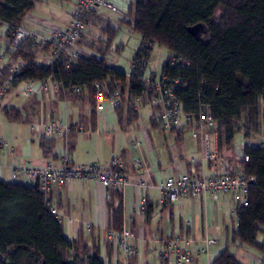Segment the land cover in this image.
Listing matches in <instances>:
<instances>
[{"label":"trees","instance_id":"16d2710c","mask_svg":"<svg viewBox=\"0 0 264 264\" xmlns=\"http://www.w3.org/2000/svg\"><path fill=\"white\" fill-rule=\"evenodd\" d=\"M134 1L127 11L140 43L130 71L123 73L107 66L104 59L118 31L108 22L102 23L100 33L104 39L97 44L95 54L81 56L68 67L57 62L44 66L39 62L35 39L17 49L9 47L11 33L25 28V20L35 8L34 0H0V41L5 42L0 51L11 61L2 67L0 84L7 68L18 63L22 74L13 82L14 87L25 81L40 83L51 78L60 85L59 96L63 100L84 97L73 90L85 88V98L93 108L96 85L118 82L122 94L127 90L133 101L148 105L142 99L143 84L154 75L145 77V70L135 60L143 57L148 61L153 47L166 49L169 56L160 77L181 82L175 97L184 113L196 119L207 107L216 126L218 151L228 160L229 171L255 179L247 205L238 209L237 227L230 242L209 264H244L229 253L230 245L263 257L264 149L245 146L239 159L231 154L236 135L241 133L243 140H248L261 130L264 132V0ZM94 13L84 19V26ZM196 27L200 30L192 35L190 30ZM172 58L187 67L171 68ZM121 109L115 110L119 117ZM0 111L10 121H22L15 108L0 106ZM151 123L156 125L152 117ZM180 136L175 140L179 141ZM51 142L42 140L41 145ZM112 193L113 202L108 207L111 229L120 232L122 191ZM50 209L37 184L0 181V264H105L96 238L92 236L88 243L84 229H79L68 240L61 219L51 215Z\"/></svg>","mask_w":264,"mask_h":264},{"label":"crops","instance_id":"0c3cea01","mask_svg":"<svg viewBox=\"0 0 264 264\" xmlns=\"http://www.w3.org/2000/svg\"><path fill=\"white\" fill-rule=\"evenodd\" d=\"M107 1L112 4V0ZM134 2V0H129V6ZM45 4L55 5L53 10L56 11L58 7L68 10L64 14H49L50 20L56 23V27L67 28L73 7L71 0H47ZM96 10L95 16L88 19V24L85 25L83 36L79 42L81 56H85V54H87L86 56H91L96 53L95 50L97 51V44L94 51L91 46L86 45L89 39L86 32L89 31L88 28L95 27L92 23L97 26L103 22L110 24L102 13H98ZM33 11H35V8ZM29 18L28 23H25V27L40 33V24L44 23V21L32 16ZM102 18L105 21H102ZM1 42L2 40L0 45ZM38 57L39 62L44 66L53 64V59L48 51L42 57L39 55ZM4 59L5 65L11 63L8 57L4 56ZM116 71L123 72L121 70ZM86 95L87 92L82 95L84 97L75 101L70 99L63 100L50 89L46 94H39L30 99H24L18 91V95L15 98H22L25 102L20 107L10 105L8 108H15L19 111V117L22 121L14 122L7 119L11 123L26 125L29 129V135L18 136L19 130L14 134L7 132L4 128L0 130V137L7 144L5 149H0V181L26 185L23 180H20V182H8L13 160L26 167H42L49 159H53L57 163L65 152L64 141H53L44 144V147H42L43 139L34 133L30 126L31 124L51 120H65L73 131L68 138L69 158L73 165H97L100 170H106L111 158L117 157L123 161V174L130 180L132 185L122 190V228L128 229L132 234L131 243L136 249V255L133 257L124 256L108 240V233L114 231L111 229L110 211L108 209L113 202V193H111L110 201H106L104 189L94 182H72L64 187L54 186L51 189L49 203L59 213L68 240H71L79 229H84L88 243L92 236L99 242L101 259L105 264H159L153 255V251L158 247L154 238L179 236L193 238L196 241L204 237L209 238L207 227L205 226V223H207L206 209L195 215L194 210H192L193 204L190 202L206 203L208 201L216 202V200L209 198H182L173 205L165 206L161 204V193L158 189L166 179L188 173L189 159L193 155L198 154L199 141L193 139L189 133L182 134L179 141H176L173 135L161 129V131L158 130L159 133H156L155 130L158 129V126L151 123L152 111L149 105H141L133 101L128 91L125 90L121 116L119 117L117 114V123L122 125L124 118L129 123L139 120V107L147 106L150 110L148 124L151 131L148 130L146 133L144 131L140 134L137 130H134L132 132L134 139L129 144L131 149L124 148L119 142V135H114L113 133L109 136L105 135L103 131L105 119L100 116L101 113H95L94 107L92 108L85 98ZM12 99H8L7 102L12 101ZM92 113H94V121ZM80 128H82V131L77 132ZM188 134L191 139L190 143L186 144L184 137ZM102 135L105 136L104 140L100 139ZM134 143L138 145L134 146ZM173 146L176 147L175 151L172 152L170 149ZM58 149L61 154L57 152ZM47 150L50 151V154H46ZM137 160L143 166L139 174L136 173L133 167L134 162ZM206 173L210 174V171L206 169ZM138 181L148 185V188L144 189L136 186ZM32 185L33 183L30 182L28 186ZM223 198H228L231 202V199L227 196L220 197V200ZM142 208L143 210H141ZM210 239L212 238L210 237ZM198 247L200 245L196 244L195 249ZM201 256L196 257L193 264H197L199 259L203 258Z\"/></svg>","mask_w":264,"mask_h":264},{"label":"built area","instance_id":"2783aa9c","mask_svg":"<svg viewBox=\"0 0 264 264\" xmlns=\"http://www.w3.org/2000/svg\"><path fill=\"white\" fill-rule=\"evenodd\" d=\"M72 10L69 25L67 28H58L49 23H41L39 32L36 33L25 28H16L10 35L9 47L19 48L30 39H35L38 43L37 52L47 50L53 62L68 67L72 62L81 57L79 42L85 30L84 19L97 8H103L112 13L118 14L133 27V21L126 15L116 10L107 0H71ZM27 16L25 23L29 21ZM2 27H0L1 31ZM4 60V54L0 51V63ZM143 70L147 67V61L143 57L135 60ZM171 68L185 69L186 63L180 60L171 59ZM3 66H0V73ZM22 71L18 63L7 68L5 79L0 84V102L11 91L17 90L24 99H30L39 94H46L50 89L59 95L60 85L48 78L40 83L25 81L17 86H13L15 79L21 77ZM130 77L129 74L126 75ZM179 80L170 81L168 77H148L143 84L142 99L148 101L151 108L152 119L156 125L164 132L173 135L189 133L193 139L199 141V152L189 159V170L187 174L177 175L166 179L159 187L161 193V204L170 206L182 198L200 199L209 198L218 200L221 196L231 199L232 207L230 216L236 221L238 219V209L247 205V198L250 189L255 185V179L245 177L241 173H231L229 171L228 160L221 156L218 151L217 134L215 123L209 113V109L204 107L195 119L187 116L182 105L175 97ZM94 96L95 113H101L103 106L108 103L113 110L122 107L124 93L120 89L118 82L103 83L96 85ZM75 94H84L86 89L76 88ZM30 129L46 141L63 140L65 152L56 163L49 159L42 167H26L18 161L13 160L10 168V178L13 181L26 180L37 184L44 202L49 201V194L52 187H64L72 182H94L100 185L105 191L106 201H110L113 191H122L125 187L132 185L130 180L123 174L124 163L121 159L113 157L110 159L108 168L100 170L97 165H73L69 158L68 138L72 134V129L65 120H51L43 123L31 124ZM82 131V128L77 132ZM137 146V143L133 144ZM248 149H264V141L261 143H248ZM243 146V147H245ZM7 147L6 142L0 137V149ZM247 162V157H244ZM136 173H141L142 163L135 161L133 165ZM1 168V166H0ZM206 169L210 174L206 173ZM136 186L147 189L148 185L138 181ZM143 210V208L141 209ZM50 214L60 219L59 213L55 209H50ZM108 240L115 246L117 251L126 257L136 255L133 247L132 234L126 228L120 232L110 231ZM157 248L153 251L155 260L159 264H193L196 257L206 255L209 248L215 245V241L208 237L199 239L171 236L168 238H154ZM200 247L195 249V245ZM254 264H264V256L251 259ZM207 264H209L207 262Z\"/></svg>","mask_w":264,"mask_h":264},{"label":"rangeland","instance_id":"374dc122","mask_svg":"<svg viewBox=\"0 0 264 264\" xmlns=\"http://www.w3.org/2000/svg\"><path fill=\"white\" fill-rule=\"evenodd\" d=\"M47 0H35V11L29 14V17L32 16L41 21L47 22L56 27V23L51 19L49 14H59V13H67L68 10L65 8H59L58 10H53L55 5H46L45 2ZM113 7L118 10L120 13L126 15L131 19L128 14V6L129 0H112L111 1ZM41 7V9H40ZM98 13H102L105 19H107L111 26L116 28L117 34L114 40L111 43V46L107 50L104 59L110 68H114L116 70H121L123 72L128 73L131 68V62L133 60L134 55L136 54L140 37L137 33L133 32L130 24L123 20L120 15L107 11L103 8H97ZM102 18V21H105ZM54 19V18H52ZM122 20V22H121ZM104 23V22H103ZM102 23L96 27L88 28L87 31L88 40L86 42L87 46H91V49L94 51L96 44H98L100 39H104L100 33V28L102 27ZM33 28V27H32ZM5 42H1V46L4 47ZM86 46V47H87ZM88 49V47H87ZM90 50V49H89ZM46 51L43 50L42 53L39 52L38 55L40 57ZM96 52V50H95ZM87 53V52H86ZM85 54V51H84ZM87 54H85L86 56ZM169 53L164 48L153 47L150 56L147 61V67L145 69V77L149 74H154L157 77L160 76L161 69L167 62ZM5 59L0 63V66L5 65ZM18 95V91H11L2 101L0 102V106L8 108L10 105L14 107H20L23 102H25L22 98H15ZM13 98L12 101H8V99ZM5 101V102H4ZM128 102V101H127ZM129 103V102H128ZM130 104V103H129ZM131 105V104H130ZM133 106V104L131 105ZM127 107V103H126ZM140 118L137 121H132L131 123L127 122V119H123V124L119 125L117 123V112L113 110L108 103L104 104V109L101 112V115L105 120L103 123V131L105 135L116 134L119 135V142L122 144L124 148L131 149L129 144L131 140L134 139L132 132L137 130L140 134L145 131V133L149 130L148 117L150 115V110L147 106L139 107ZM4 128L7 132H11L14 134L19 130L18 136H27L29 135V129L26 125L11 123L4 115L3 112L0 111V130ZM160 128L158 127L155 130L156 133H159ZM151 131V130H149ZM100 139L104 140L105 136H101ZM190 135H185L184 142L186 144L190 143ZM5 141V140H4ZM264 141V132L261 130L258 134L252 135L248 140H243L241 133L236 135L231 156L235 159H239L242 156L243 146L248 143H261ZM107 144V142H106ZM110 146V145H109ZM176 147V146H175ZM175 147H171V151H175ZM58 153L61 154V151L58 149ZM108 153V152H107ZM64 154V153H63ZM62 154V155H63ZM224 154H228V151L225 149ZM190 158V157H189ZM163 175H166L162 173ZM8 182H15L8 179ZM20 182V181H16ZM26 185H30L29 181L23 180ZM223 196H221L222 198ZM193 204L194 214L198 215L202 210L206 209V218L207 223L205 226L207 227V233L209 234V238L211 237L215 241V245L209 248L206 255H202L197 264H207L210 263L214 258H216L226 247V244L230 242V239L233 236V233L236 230L237 222L234 218L230 216L231 202L228 198H223L220 200H216V202L208 201L206 203L201 202H190ZM262 239L264 237H261ZM229 253L233 255L239 262L244 264H254L251 262L253 258H261L260 255L254 254L247 249H237L236 247L230 245Z\"/></svg>","mask_w":264,"mask_h":264},{"label":"water","instance_id":"95a60500","mask_svg":"<svg viewBox=\"0 0 264 264\" xmlns=\"http://www.w3.org/2000/svg\"><path fill=\"white\" fill-rule=\"evenodd\" d=\"M199 30H200V27H196V28L191 29V30H190V33H191L192 35H195Z\"/></svg>","mask_w":264,"mask_h":264}]
</instances>
